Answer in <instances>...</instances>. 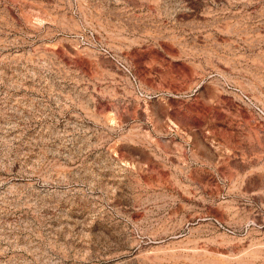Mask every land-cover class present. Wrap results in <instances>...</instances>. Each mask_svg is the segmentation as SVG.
Here are the masks:
<instances>
[{
	"label": "rangeland",
	"instance_id": "obj_1",
	"mask_svg": "<svg viewBox=\"0 0 264 264\" xmlns=\"http://www.w3.org/2000/svg\"><path fill=\"white\" fill-rule=\"evenodd\" d=\"M0 264H264V0H0Z\"/></svg>",
	"mask_w": 264,
	"mask_h": 264
}]
</instances>
